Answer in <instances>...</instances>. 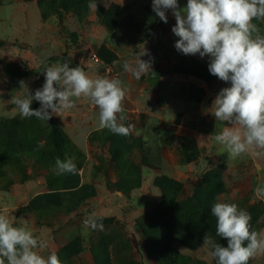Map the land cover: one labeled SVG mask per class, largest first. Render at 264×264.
<instances>
[{"label":"rangeland","instance_id":"1","mask_svg":"<svg viewBox=\"0 0 264 264\" xmlns=\"http://www.w3.org/2000/svg\"><path fill=\"white\" fill-rule=\"evenodd\" d=\"M51 1L59 7L67 2L69 10L61 9L44 19L40 3L47 6ZM86 1L81 0L84 4L79 12L72 7L80 0H0V123L25 121V130L39 140L49 134L47 126L54 121L70 141L60 159L74 158L81 168V187L93 186L96 191L76 212L39 220L30 206L35 198L59 194L67 202L72 200V190L61 186L62 175L53 174L55 163L49 161L50 164L37 153L6 155L0 168L3 173L0 195L32 198L26 207L20 206L17 217L30 229L35 225L42 238L39 229L56 230L58 255L63 243L78 241L68 252L67 264L108 263L101 256V248L105 246L109 264H161L140 226V222L156 215L157 206L163 201V192L156 186L157 178L165 176L182 183L184 193L180 199H183L192 196L195 189L205 187V177L218 174L225 186L218 202L235 203L247 210L252 230L264 231V203L251 202L257 167L264 164V157L247 154L228 159L222 145L214 139L215 134L230 125L215 120L212 102L230 84L199 77L202 68L208 70L209 57L186 56L175 49L178 37L171 31L176 23L172 10L166 11L168 22L164 23L153 11L152 0H97L96 10L90 9ZM178 4L184 8L187 0H178ZM44 21L50 23L47 28L42 26ZM256 23L264 34V23ZM53 33L57 43L52 39V45L48 38ZM143 52L147 54L142 55ZM139 56L151 60L157 69V73L146 77L161 89L155 103L145 104L150 107L143 112L135 111L137 94L132 95V89L126 87V120L122 123L131 125L130 133L125 136L108 129L96 130L87 138V151L80 148L78 136L84 132L83 120L90 118L91 113L98 115V108L86 98H81L80 107L76 101L80 109L66 110L48 121L21 118L10 102L12 96L25 94L19 89L21 80L33 94L42 87L45 65L67 61L70 67L80 66L90 76L122 80L123 63ZM33 105L40 103L33 101ZM119 139L124 143L116 146L114 143ZM189 144L196 147L192 162L184 154L183 147ZM115 150L121 154L119 160L115 159ZM120 186L132 189L125 192ZM92 213L102 220L113 221L103 223V231L92 230L84 225ZM203 242L196 248L175 243L174 249L183 258L191 259V264L197 261L216 264L208 255L210 246H203ZM55 244H49L46 255L44 251L42 255L47 257L56 251ZM250 264H264V255L253 258Z\"/></svg>","mask_w":264,"mask_h":264},{"label":"clouds","instance_id":"2","mask_svg":"<svg viewBox=\"0 0 264 264\" xmlns=\"http://www.w3.org/2000/svg\"><path fill=\"white\" fill-rule=\"evenodd\" d=\"M96 10L97 0H90ZM152 9L167 23V10H172L176 37L175 49L184 55L209 57L211 75L230 84L222 88L212 102L216 121L226 123L215 134L228 159L251 154L264 157V34L258 22L264 23V0H187L180 8L178 0H152ZM143 52L142 55H146ZM152 61L139 59L135 66L127 61L123 69L139 80L152 71ZM45 80L34 94L25 81H19L24 95L12 96L21 118L36 117L48 121L53 115L76 107V101L86 98L98 108V127L117 135H128L131 125L125 126L124 100L127 88L119 78L90 76L80 66L70 67L67 61L45 65ZM33 101L40 107L34 109ZM42 147V145H40ZM55 175L77 174L74 158L55 160ZM258 192L264 188H258ZM216 218V235L227 246L216 243L207 234L203 246H210L208 255L216 264H249L264 255V231L251 228V215L235 203L216 202L211 207ZM84 225L103 231L102 218L90 214ZM48 241L37 236L26 225H17L8 214L0 213V264H63L55 251L47 257Z\"/></svg>","mask_w":264,"mask_h":264},{"label":"trees","instance_id":"3","mask_svg":"<svg viewBox=\"0 0 264 264\" xmlns=\"http://www.w3.org/2000/svg\"><path fill=\"white\" fill-rule=\"evenodd\" d=\"M44 3L45 2L40 3L44 19H48L54 12L61 9L69 10L66 5L67 2H63L60 7L57 6L54 1L48 2V7ZM88 3L89 0L86 1L87 5ZM82 4H84V2L82 3L80 0V3L72 8L80 12ZM0 46H2V44H0ZM198 74L199 77L209 82L218 79L211 75L206 68H202ZM32 107L38 109L40 106L33 105ZM25 126V121L21 122L17 119L0 123V168L6 155H15L23 151L37 153L40 157L47 159V162L51 161V163H55V160L61 157V153L65 148L70 145L67 135L54 121L52 123L50 122L47 126L49 134L39 140L36 139L32 132L25 130ZM42 141H45L46 144H42ZM121 143H124V140L119 139L117 143L114 144L120 146ZM40 145H42V147ZM183 148L187 161L192 162V154L193 151L196 150V147L193 145L190 147L189 144L185 145ZM74 151L77 150L74 149ZM115 153V159L119 160L121 156L120 152L115 150ZM77 169L78 172L75 175L68 173L62 174L61 180V186L65 190H72V200L66 202L62 199L63 195L49 194L38 196L31 202V209L38 216L39 220L49 215L55 216L57 214L74 213L85 201L96 195L93 186L81 187L79 176V170L81 168L77 166ZM2 174V170L0 169V176ZM204 181L206 184L205 187L197 188L192 196L180 199V196L184 193V185L182 183L171 180L165 176L157 178L156 186L163 192V201L157 206L156 215L149 217L145 222H140V226L148 237L151 247L155 249V255L161 264H185L187 262L191 264L192 260L183 258L174 249V244L179 243L183 246L196 248L197 245L204 240L206 234L211 236L216 243L227 246V241L216 235V218L211 214L212 205L218 202L219 195L225 191L224 182L222 177L218 174H211L209 177H205ZM139 186L140 184L137 187ZM111 188L114 187L111 185ZM120 188L125 192L132 189V187L129 186H120ZM76 201H78V203H76ZM112 221L113 220L103 219L102 223H109ZM77 242L78 241L71 244H62V250L58 256L63 264H67L65 259L70 257L68 256V252ZM81 248L80 246V251H82ZM108 255V247L105 246L101 248V256L108 263L99 262L98 264H109ZM97 258H99V256ZM192 264L206 263L197 261Z\"/></svg>","mask_w":264,"mask_h":264},{"label":"crops","instance_id":"4","mask_svg":"<svg viewBox=\"0 0 264 264\" xmlns=\"http://www.w3.org/2000/svg\"><path fill=\"white\" fill-rule=\"evenodd\" d=\"M42 24H43L42 26L44 28H47L49 26L47 24H50V23H46L44 21ZM50 27H52V26L50 25ZM54 35H55V33H53V35L48 38V39H50L52 45H53L52 39L54 40V42L57 43L56 36H54ZM49 44L50 43H48V45ZM16 54H17V52H16ZM138 59H139V57L128 59L127 62L129 64L135 66ZM140 59H142V58L140 57ZM151 67H152V71L157 73V69L153 64L151 65ZM150 73H152V72L149 71L146 75H142L139 80L135 79V77L130 72L124 71V73H123L122 81L124 82L125 87H128L129 90L132 89V92H131L132 95L137 94V97H138L137 101H135V103H134L136 106L135 111L143 112V110L147 109V107H148V106L146 107L145 104L148 105L151 103L153 104V102L155 103L156 98H157V96L161 90V89H157V84H154V82L151 83L149 81L150 78H146V77H148V75H150ZM142 77H145L144 80H142ZM126 98H127V96H126ZM77 101H78L77 105L79 107L83 105L82 104L83 101H81V99H79ZM79 103H80V105H79ZM76 107H75V109H76ZM154 108L157 111V108L156 107H154ZM78 109H80V108H78ZM159 111H163L162 108H159ZM87 115H89V113L84 115V117ZM89 116H90V118L83 120L85 123L83 124L81 131H84V132L78 136L79 137L78 139L80 140V143H81L80 148L82 150H86V151L89 148V142H88L87 138L89 137V135L91 133L100 129L98 127V121L96 119L97 114L94 115L93 113H91ZM257 169H258V171H256L257 175H256L255 181L253 182V185H252L253 186L252 198H251L252 204L264 203V191H262V192L257 191L258 188H264V164H258ZM31 199H29V198L23 199V195H22V197L21 196L17 197L16 195H10V196L0 195V213L8 214L10 216V218L14 219L15 224L21 225V224H23V222H22V220H20L17 217V216H19L18 210H20V206H22V205H24L23 207H26L27 203H29L31 201ZM24 215L26 216V214H24ZM36 227H37V225H36ZM31 230L37 236H39L38 230H37V228H35V225H33ZM36 230H37V232H36ZM39 231H41L43 233V238L47 239L48 245L52 244V243H54V244L59 243V239H58L59 233H56V230H54L53 228L45 227L41 230L39 229ZM55 249H56L55 252L58 254L59 247L56 244H55ZM44 253L46 255V253H47L46 250L44 251Z\"/></svg>","mask_w":264,"mask_h":264}]
</instances>
